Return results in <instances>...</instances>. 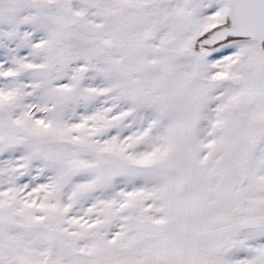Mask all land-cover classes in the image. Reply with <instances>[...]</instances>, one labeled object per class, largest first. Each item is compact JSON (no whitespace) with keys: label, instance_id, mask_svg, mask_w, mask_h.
I'll return each mask as SVG.
<instances>
[{"label":"snow or ice","instance_id":"snow-or-ice-1","mask_svg":"<svg viewBox=\"0 0 264 264\" xmlns=\"http://www.w3.org/2000/svg\"><path fill=\"white\" fill-rule=\"evenodd\" d=\"M0 264H264V0H0Z\"/></svg>","mask_w":264,"mask_h":264}]
</instances>
